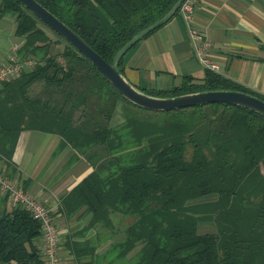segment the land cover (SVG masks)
<instances>
[{"label":"trees","instance_id":"obj_1","mask_svg":"<svg viewBox=\"0 0 264 264\" xmlns=\"http://www.w3.org/2000/svg\"><path fill=\"white\" fill-rule=\"evenodd\" d=\"M38 1L108 61L176 2ZM10 11L14 34L23 38L15 52L36 63L0 83V159H11L24 127L56 131L93 159L94 169L65 193L62 210L71 216L83 208L90 212V223L112 224L111 212L132 217L110 252L126 257V264H264L263 115L216 102L178 109L195 113L192 123L176 119L158 124L123 109L124 121L112 125L117 99L132 103L19 0H0V17ZM60 39L65 45L57 56L51 47ZM124 55L119 59L122 71ZM38 79L46 86L45 99L28 94ZM207 88H234L264 99L208 68L203 77L184 75L168 89H143L172 95ZM66 101L73 103L70 109ZM80 105L82 118L76 122L73 113ZM201 221H214L216 230L198 232ZM40 238V222L27 208H0V264H45Z\"/></svg>","mask_w":264,"mask_h":264},{"label":"crops","instance_id":"obj_2","mask_svg":"<svg viewBox=\"0 0 264 264\" xmlns=\"http://www.w3.org/2000/svg\"><path fill=\"white\" fill-rule=\"evenodd\" d=\"M7 14L0 17V60L23 40L14 34L15 22ZM191 25L210 41L202 53L205 60L196 52L200 40L191 38L187 22L177 13L125 53L126 77L144 89H168L180 84L184 75L203 77L208 68L264 94V0H198ZM207 62L217 67L211 68ZM38 89L46 92L44 84ZM64 100L62 97L60 103ZM124 104L117 99L112 125L124 121ZM72 105L66 101L65 107ZM81 118L78 111L74 120ZM93 169V159L58 132L36 127L22 128L11 159H0V170L49 208L59 232L61 264H126V257L110 254L113 243L124 238L127 221L123 214L111 212L113 223L103 224L90 223V212L83 208L71 216L62 210L65 193ZM12 204L0 191V208ZM38 244L42 249V238Z\"/></svg>","mask_w":264,"mask_h":264},{"label":"water","instance_id":"obj_3","mask_svg":"<svg viewBox=\"0 0 264 264\" xmlns=\"http://www.w3.org/2000/svg\"><path fill=\"white\" fill-rule=\"evenodd\" d=\"M37 18L62 39L84 55L120 93L132 104L153 111H168L187 107L225 102L243 106L264 116V99L247 91L234 88H207L172 95H159L145 91L131 82L119 68V59L140 39L169 20L182 0L176 2L160 18L132 35L108 61L87 43L76 31L59 19L38 0H19Z\"/></svg>","mask_w":264,"mask_h":264},{"label":"built area","instance_id":"obj_4","mask_svg":"<svg viewBox=\"0 0 264 264\" xmlns=\"http://www.w3.org/2000/svg\"><path fill=\"white\" fill-rule=\"evenodd\" d=\"M197 2L198 0H182L178 13L187 22L191 38L200 40L196 45V52L201 59L205 60L202 53L208 49L210 41L202 37L200 32L191 25ZM35 63L36 60L33 57L21 58L15 51L10 53L6 58L0 60V83L5 79L19 75L25 69L32 68ZM207 66L211 68L217 67L213 62H207ZM0 191L6 194L13 204H19L27 208L32 217L40 222L41 238L43 240L41 251L45 264H61L58 254L59 232L49 208L1 170Z\"/></svg>","mask_w":264,"mask_h":264},{"label":"rangeland","instance_id":"obj_5","mask_svg":"<svg viewBox=\"0 0 264 264\" xmlns=\"http://www.w3.org/2000/svg\"><path fill=\"white\" fill-rule=\"evenodd\" d=\"M14 12L10 11L8 12L7 16L8 17H13V20L15 22V16ZM45 28L47 33L51 36L52 39H57V35L51 31L48 27L44 26L43 24H40ZM65 45V41L59 40L58 43L53 44L51 47V52L53 54H56L57 56L60 54V52L63 50ZM44 81L41 79L36 80L28 89V94L31 96L36 95V93H39V95H46L48 93L43 92L42 90L38 89V86L43 83ZM92 89V88H91ZM53 95L59 96L58 93H53ZM77 103V101H75ZM90 103V102H89ZM127 104V105H126ZM123 105V109H125V113L127 115L133 116L138 118L139 120L143 119L145 121H150L158 124H163L172 120H181L183 122L189 121V123H192L193 121V116L195 113H192L189 110H168V111H153L149 110L143 107H139L133 104L126 103ZM78 105V104H77ZM80 108L78 106L74 109L73 115H76L78 113ZM122 109V110H123ZM122 115V114H121ZM123 117V115H122ZM191 147L188 146V155L190 153ZM203 199L207 198V196L202 197ZM127 219V222L132 219V217L127 216L125 217ZM216 230V225L214 221H201L198 224L197 231L200 233L203 232H210V231H215Z\"/></svg>","mask_w":264,"mask_h":264}]
</instances>
